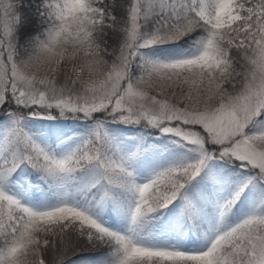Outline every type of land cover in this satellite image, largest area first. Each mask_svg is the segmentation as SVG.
<instances>
[{
  "label": "snow or ice",
  "instance_id": "obj_1",
  "mask_svg": "<svg viewBox=\"0 0 264 264\" xmlns=\"http://www.w3.org/2000/svg\"><path fill=\"white\" fill-rule=\"evenodd\" d=\"M0 264H264V0H0Z\"/></svg>",
  "mask_w": 264,
  "mask_h": 264
}]
</instances>
